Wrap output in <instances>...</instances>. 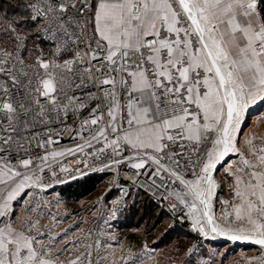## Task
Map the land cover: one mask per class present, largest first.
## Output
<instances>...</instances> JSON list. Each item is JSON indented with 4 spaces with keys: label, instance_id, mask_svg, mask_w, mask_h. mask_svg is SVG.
<instances>
[{
    "label": "snow or ice",
    "instance_id": "1",
    "mask_svg": "<svg viewBox=\"0 0 264 264\" xmlns=\"http://www.w3.org/2000/svg\"><path fill=\"white\" fill-rule=\"evenodd\" d=\"M258 101L264 0H0V264L174 261L111 231L141 193L160 209L152 229L167 217L196 235L182 264H217L210 237L250 242L259 255L240 264H264ZM89 170L120 195L56 233L84 210L54 212L56 186Z\"/></svg>",
    "mask_w": 264,
    "mask_h": 264
},
{
    "label": "rangeland",
    "instance_id": "2",
    "mask_svg": "<svg viewBox=\"0 0 264 264\" xmlns=\"http://www.w3.org/2000/svg\"><path fill=\"white\" fill-rule=\"evenodd\" d=\"M104 192H106V180H102L99 187L90 195H87L86 197H83L77 201H71L67 199L60 193V190H56V193L60 194L61 196L62 207L60 209H53L54 212H59V214L63 216L65 211L73 212L80 208H83L84 210L78 212L77 215L72 216L70 219H65L59 222V226L55 227L54 231L56 233H59L62 229L69 228L74 223V221L79 219L80 217H86L87 220L91 222L94 217L88 216L87 213L91 209L92 204L97 202L98 198L102 196ZM132 204V199L130 198L128 201V205L130 206ZM98 209L99 207L97 208V213ZM124 212L115 220H113L111 225V231L115 233L118 241H122L125 245L130 243L133 246V251H135L137 249V246L146 237L150 244L152 242H155V248L157 250L158 258L167 257L169 254H173L175 256L174 261L164 259L163 264H182L185 259L183 251L184 247L190 246L196 241L193 233H191L188 228L180 229L179 227H177L176 229L182 231L181 233L179 232L180 235L177 238H174V235H169V237L165 236L163 238L161 236L164 234V232H166L165 230L167 228V225L171 223L170 220H167V223L165 221L166 226L164 225L163 221V224L157 226L154 229L155 231L153 233L143 232V226H141L139 229H137L136 227L126 228L124 226H121L120 221L122 220ZM89 226L90 224L88 223L83 225V227ZM105 231H107V229H105ZM75 234H78V232H76ZM186 234L191 235L192 239L189 243L187 240L183 239L184 235ZM177 248L181 249V252L178 255L175 252ZM115 252L117 255H119L120 248L118 245L115 246ZM202 252L204 259H209L212 255H215L217 264H219L221 258H223V264H240V262L246 257L259 255L258 247L220 241L216 238L211 237L203 241ZM196 258L199 259L200 257L197 256Z\"/></svg>",
    "mask_w": 264,
    "mask_h": 264
},
{
    "label": "trees",
    "instance_id": "3",
    "mask_svg": "<svg viewBox=\"0 0 264 264\" xmlns=\"http://www.w3.org/2000/svg\"><path fill=\"white\" fill-rule=\"evenodd\" d=\"M102 180H104V177L102 176L88 177L77 181L76 183L60 187L59 190L60 193L67 199L71 201H77L94 192L99 187ZM159 212L160 209L156 206V204L148 199L143 193H141V195L135 199V204L130 205L128 209H126L120 223L121 226L126 228L136 227L139 229L141 226H143V232L153 233L157 226L163 224V221L164 225L166 226L165 221L167 223L168 220L167 217L161 218L160 222L156 224V227L152 229V225L158 220ZM179 232L181 233L182 231L173 229L164 232L161 237L164 238L165 236L169 237V235H174L173 237L177 238L180 235ZM183 239L187 240L189 243L192 238L191 235L186 234L184 235Z\"/></svg>",
    "mask_w": 264,
    "mask_h": 264
},
{
    "label": "built area",
    "instance_id": "4",
    "mask_svg": "<svg viewBox=\"0 0 264 264\" xmlns=\"http://www.w3.org/2000/svg\"><path fill=\"white\" fill-rule=\"evenodd\" d=\"M62 144L67 145L69 147H72L71 142L67 139H64L62 141ZM63 162H64L65 166H71L74 164V160H73V157L71 155H66ZM113 175L114 174L111 171L105 173V172L98 171V170H89L86 172V174L84 176L77 175L76 179L68 180L65 184L57 185L56 190H59L60 187L76 183L77 181H80L84 178L94 177V176L104 177V180H106V192H104V194L99 197V198H101L100 203H99V209H98V214H99V213L103 212L105 204H107L109 201H111L114 197H118L120 195V193L117 191V188L115 186L110 185V181H112ZM123 183H124V181L122 178L120 181V184L123 185ZM110 187H111V191H109ZM95 219L97 220V223H102L99 219V215H97V217ZM183 228H188V225L185 224ZM193 235L196 238V235L194 233H193Z\"/></svg>",
    "mask_w": 264,
    "mask_h": 264
},
{
    "label": "crops",
    "instance_id": "5",
    "mask_svg": "<svg viewBox=\"0 0 264 264\" xmlns=\"http://www.w3.org/2000/svg\"><path fill=\"white\" fill-rule=\"evenodd\" d=\"M250 117L248 120L249 128L248 131L255 130L258 133L264 132V123H258L261 117H264V104L257 102V104L250 107Z\"/></svg>",
    "mask_w": 264,
    "mask_h": 264
},
{
    "label": "water",
    "instance_id": "6",
    "mask_svg": "<svg viewBox=\"0 0 264 264\" xmlns=\"http://www.w3.org/2000/svg\"><path fill=\"white\" fill-rule=\"evenodd\" d=\"M216 239L220 240V241H225V242H230V243H236V244H241V245H246V246H254V247H258L254 244H251L250 242H246V241H231L228 240L226 237H215Z\"/></svg>",
    "mask_w": 264,
    "mask_h": 264
}]
</instances>
